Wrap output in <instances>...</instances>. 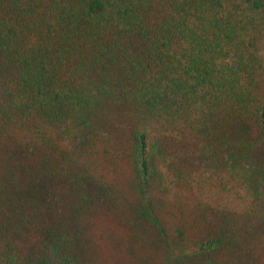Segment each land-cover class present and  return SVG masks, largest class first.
Segmentation results:
<instances>
[{
  "label": "trees",
  "instance_id": "1",
  "mask_svg": "<svg viewBox=\"0 0 264 264\" xmlns=\"http://www.w3.org/2000/svg\"><path fill=\"white\" fill-rule=\"evenodd\" d=\"M263 44L264 0H0V127L19 140L0 161V261L80 264L65 214L98 200L79 195L105 184L98 165H126L164 264H257ZM184 188L171 241L154 209Z\"/></svg>",
  "mask_w": 264,
  "mask_h": 264
},
{
  "label": "rangeland",
  "instance_id": "2",
  "mask_svg": "<svg viewBox=\"0 0 264 264\" xmlns=\"http://www.w3.org/2000/svg\"><path fill=\"white\" fill-rule=\"evenodd\" d=\"M223 1L227 6L228 0ZM260 54L264 59V44L260 48ZM10 127L7 125L0 127V161L6 160L11 155V149L19 147L18 137L14 136ZM184 150L187 152L185 159L197 160L193 155L194 148ZM198 165L194 163L193 167L196 168ZM130 173L131 170L126 165L110 169L98 165L95 174H92L95 178L96 175L103 176L105 184L99 185L91 178L85 189L80 191L82 194H79L83 196L88 191L94 193L98 200L87 203L85 207V210L89 208L87 213H81L82 211L77 213V209L72 210L76 213V215L71 213L74 219L70 218V213H61L71 220L77 232V240L84 241L86 248H83L86 253L80 264H164L166 250L157 231L148 222L141 220L135 210L134 204L140 201V189ZM110 185L115 189L113 193L109 187L112 191L111 198L107 197L103 190ZM208 193L210 196H216L214 188L209 189ZM192 194V189H180L173 196L163 199L154 209L159 223L171 241L175 239L176 230L179 228V211L176 208L184 202L183 199L190 200ZM63 209L68 212L66 208ZM263 246L264 241L258 242L257 245L255 244V250L264 248ZM30 247L34 250L31 256L34 260L42 249L35 247L33 240ZM0 256L2 257V245H0ZM0 264L5 263L0 261ZM257 264H264V256Z\"/></svg>",
  "mask_w": 264,
  "mask_h": 264
}]
</instances>
